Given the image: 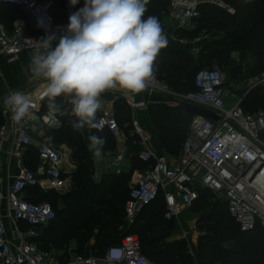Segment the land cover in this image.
<instances>
[{
    "label": "built area",
    "instance_id": "2783aa9c",
    "mask_svg": "<svg viewBox=\"0 0 264 264\" xmlns=\"http://www.w3.org/2000/svg\"><path fill=\"white\" fill-rule=\"evenodd\" d=\"M168 1L166 18L175 25L174 32L177 29L193 30L199 17V7L203 4L217 6L230 15L235 13L234 8L220 0ZM0 2L23 10L31 27L41 35V38H36L20 25L8 31L0 23V58H5L8 63L15 62L22 53L33 54L38 50L40 40L48 36L56 37L52 41L55 48L67 30L69 16L77 11L70 0H61L63 19L58 21L54 16L52 0ZM209 40L206 33L192 40L173 36V41L181 47L202 45ZM47 83L45 78L39 77L33 89L18 91L28 95L34 105L30 115L20 124L12 121V114L4 103L0 109L4 119L0 126V141L7 135L11 137L7 157L14 158L13 166L17 170L13 175L9 170L5 175L0 171V264H155L142 254L140 242L134 234L122 237L119 244L108 247L98 256L68 254L64 257L63 253L39 248V231L54 220L55 212L47 201H28L26 190L38 188L42 192H60L71 187L70 178L64 171L66 152L56 149L48 141H41L35 147L37 162L34 170L28 168L24 160L27 148L33 146L30 116L38 115L47 99L44 96ZM245 83L239 99L227 108L223 75L217 67L199 69L193 79L194 89L185 93L174 91L166 82L153 76L143 93L164 96L174 106L190 104L206 109L217 118L212 121L192 116L186 139L173 159L155 154L147 147L148 139L134 116L147 104L136 100L133 93L125 92L121 98L132 112L131 126L143 148L139 158L152 161L145 171H134L132 174L124 206L128 225L133 224L138 213L159 195L165 204L164 218L177 220L198 200L199 190H203L209 192L215 201L226 204L230 217L241 232L256 229L264 232V107L254 113L244 112L241 108L243 97L256 88H264V73ZM61 98L64 101L66 97ZM118 99L120 97H114V101ZM112 105L113 101L101 110L97 120H103V130H109L118 138L120 130L113 109H110ZM39 118L44 126L52 130L61 126L57 110L48 108ZM124 159L123 154H116L111 160L109 165L115 174L121 172ZM3 220L8 222L9 228ZM112 248L122 250L119 261L109 258Z\"/></svg>",
    "mask_w": 264,
    "mask_h": 264
},
{
    "label": "trees",
    "instance_id": "16d2710c",
    "mask_svg": "<svg viewBox=\"0 0 264 264\" xmlns=\"http://www.w3.org/2000/svg\"><path fill=\"white\" fill-rule=\"evenodd\" d=\"M52 1L55 19L60 21L63 19L61 0ZM220 1L234 8L235 13L230 15L217 6L203 4L199 7L196 27L193 30L177 29L175 35L192 40L202 33L218 32L222 35L221 38L203 43L196 58L185 50L171 46L162 49L154 62L153 76L166 82L176 92L193 90V79L199 69H225L235 52L240 60L233 70L235 76L241 73L244 59L248 56L255 57L256 64L246 76L256 74V77L264 73V0ZM84 3L85 0H79L76 4L77 11L84 7ZM168 7V0H148L144 18L156 16L162 25V18L166 16ZM17 9L19 8L0 2V23L8 31L12 30V26L6 24L4 19L11 23V20L22 15ZM27 30L36 38H41L33 28L29 27ZM56 102L60 106L58 119L61 126L57 130L46 126L43 129L51 143H62L70 149L74 172L68 174V177L76 190L64 197L66 211L57 210L56 192H42L38 188L26 190L28 201H47L55 212L54 220L39 231L37 243L40 249L60 252L67 257L68 246L75 243L77 255H82L89 247L93 252L97 249L99 253L94 256H98L108 247L119 244L122 237L134 234L138 237L142 254L155 264H264V232L259 229L241 232L230 217L226 204L219 201L210 203L209 199L213 197L207 191L199 190L198 200L179 217L185 212L202 213L199 224L205 234L200 237L194 249V257L187 252L184 241H168L177 233L178 226L175 220L164 218L165 204L161 195L138 213L133 224L128 225L123 221V216L125 219L124 206L129 192L127 183L130 175L134 171H145L152 164V161H142L139 158L142 147L131 126L132 112L122 98L115 101L113 113L120 133L125 138L129 170L119 174L104 173L101 180L95 183L89 137L97 135L106 138L101 153L115 151L116 138L107 129L97 131L89 128L86 140L82 129L77 131L72 127L76 117L69 114V105L64 104L61 97L56 98ZM263 107L264 88H256L243 97L241 102L242 110L247 113H254ZM48 108L47 98L42 103L39 115ZM147 109L159 134L162 150L177 156L186 139L192 115L183 105L153 103ZM98 116L99 111L97 118ZM2 122L0 115V126ZM24 160L28 168L35 169V147L27 148ZM107 197H112L108 204L105 202ZM118 207L122 210L121 213ZM120 226L122 230L118 229ZM93 237L95 241L90 245Z\"/></svg>",
    "mask_w": 264,
    "mask_h": 264
},
{
    "label": "clouds",
    "instance_id": "9594fccd",
    "mask_svg": "<svg viewBox=\"0 0 264 264\" xmlns=\"http://www.w3.org/2000/svg\"><path fill=\"white\" fill-rule=\"evenodd\" d=\"M79 0H70L75 6ZM148 0H85L84 7L69 16L65 34L55 48V36L42 38L29 65L35 77L47 80L44 96L50 110H59L56 98L72 105L74 130L87 126L102 131L97 120L101 95L110 89L139 93L153 79V65L168 40L156 16L144 18ZM42 49L43 51H40ZM11 119L20 124L34 107L32 99L13 92L4 100ZM90 148L99 157L106 144L91 135ZM122 250L112 248L109 258L119 261Z\"/></svg>",
    "mask_w": 264,
    "mask_h": 264
},
{
    "label": "crops",
    "instance_id": "0c3cea01",
    "mask_svg": "<svg viewBox=\"0 0 264 264\" xmlns=\"http://www.w3.org/2000/svg\"><path fill=\"white\" fill-rule=\"evenodd\" d=\"M17 10L20 13H22L23 17H22V15H20L19 17L11 20V23H10V21H8L5 18L4 20L7 22L6 24H10V26H12V28L14 26H18V25L24 26L26 29L31 27L29 20H28L26 14L23 12V10H21V9H17ZM166 21H167L166 25H168V28L169 27L173 28V29H170L169 31L164 32V34L166 35L167 40H168L167 47H171L172 43L173 42L175 43V41H173V36L175 35L174 34L175 33L174 32L175 25L170 23L169 20H167V19H166ZM172 31H173V33H172ZM200 47H201V45H195V46L189 45V46L181 47V48H183L185 51L190 53L193 56V58H196ZM31 56H32V54L22 53L18 56V59L13 63H8V62H6L5 58H0V109L4 103L5 98L7 96H9L10 92L22 91V89L27 88L30 84H32V82L33 83L36 82L35 80L37 78H39V77H36L32 81L30 80L31 76L34 77V75L31 73L30 68H29V65L31 62ZM125 92H126V90H122L119 88L110 89V90L104 92L100 97L101 108L98 110L99 113L101 112V110H103L105 107H107V105L110 104L112 101H113V105L110 109H113L114 103L116 101V100L114 101V97H120L121 98L125 94ZM133 95H134L136 100L144 101L147 104V107L153 103H160V104H164V105L174 106L170 103V101L167 98H165L164 96H161V95H159L161 97H159V96L155 97L154 95H147V94L143 93L142 91L139 93H133ZM62 101H63V99H62ZM63 103L69 105V107H70V113L69 114L71 116H74L71 113L72 105L70 103H68L67 98L64 99ZM147 107L137 110V111H139L138 113H140L139 119H137L135 116V113L137 111L134 113V116L137 119L139 126L142 128V130L145 133V136L148 139L147 147L150 150L155 149L152 147L151 142H150V139L152 138L157 143L156 147H158V148L156 150H158L160 152L159 154H162V147L159 143V134L156 131L154 125L152 124V122L150 120ZM58 113H59V110L57 111V114ZM0 115H1V111H0ZM39 116H40L39 114L37 116L36 115L30 116L31 122H32V120L34 121L36 119L38 120V122L39 121L41 122ZM1 118L3 119L2 116H1ZM3 122H4V119H3ZM3 122H2V124H3ZM40 122H39V124H40ZM39 126L41 128V131L37 132V133H39L40 135L36 137V127H33L31 125V136L33 139V147H36V145L39 144L41 141H48L47 140L48 138L45 137V134H44V129H43L44 125L41 123ZM83 130L85 131V133L89 132L88 131L89 128L87 126H85L83 128ZM42 138H46V139H42ZM10 139H11V137L9 135H7L5 138H3V140L0 141V171L3 175H5L6 171L8 172V170L10 171V174H12V175L16 174V171H17L15 169V167L13 166L14 158L12 157L10 159L7 157V150H8V146L10 143ZM116 141H117L116 149L113 152L101 153V155L99 157L95 156L92 152V158L94 160V165H95L97 173H99V174H96L97 176L95 175V178H97L98 181L101 180L104 173L115 174V172H113L111 170V167L109 164L116 154H123L125 156V159L123 160V162L120 166V171L126 172L130 168L129 161L126 158V146H125L124 135L122 133H120V136L118 138H116ZM50 144L53 145L51 142H50ZM55 148H56V146H55ZM68 152H69V150L66 152V155H67L66 166L74 169V166L70 164L71 159H70V153L68 154ZM109 155H113V157L109 158ZM126 166L128 167L127 168L128 170H124V169H126L125 168ZM8 167H9V169H7ZM64 171H66L65 168H64Z\"/></svg>",
    "mask_w": 264,
    "mask_h": 264
},
{
    "label": "rangeland",
    "instance_id": "374dc122",
    "mask_svg": "<svg viewBox=\"0 0 264 264\" xmlns=\"http://www.w3.org/2000/svg\"><path fill=\"white\" fill-rule=\"evenodd\" d=\"M166 16L164 15L163 18H162V28H163V31H169L170 29H173V28H168V25H166ZM27 23V22H26ZM175 29V27H174ZM173 33V31H172ZM209 35V41L211 40H214V39H218V38H221V34H219L218 32L215 33V32H212ZM207 41V42H209ZM203 45V44H202ZM172 46H176L182 50H184L183 48H181V46H179L177 43H172ZM240 60L238 58V54L237 52L233 53L230 57V61L227 63V66L225 67V69L222 70V75H223V83H224V93H226V98H225V106L228 108L229 106H231L236 100L239 99V97L241 96V94L243 93V88L245 86V82H247L250 78H253L255 77L256 74H253L249 77L246 76V73L249 71H251V68L256 64V58L253 57V56H248L244 59V64L242 65V68H241V73L238 74V76H235L234 75V68L239 64ZM246 77V78H245ZM34 78H36L35 76H31L30 77V80L32 81ZM36 82H32V84H30L27 88L25 89H22L23 90H26V89H33L34 86L36 85V83L38 82V78L35 80ZM232 95H236L234 97H232ZM239 95V96H238ZM155 97H158L159 95H154ZM161 97V96H159ZM232 97V98H231ZM139 111H137L135 113V116L137 119L140 118V113H138ZM37 116V114H36ZM136 119V120H137ZM40 122V121H39ZM38 120H32L31 122V125L33 127H36V137L39 136L40 134L37 133V132H40L41 131V128H40V124H39ZM89 131V130H88ZM87 131V132H88ZM82 133L84 135V138L87 140L88 139V133H85V131L83 130L82 128ZM46 134V133H44ZM47 135V134H46ZM45 135V137H47ZM42 139H46V138H42ZM49 142H51V140L47 139ZM150 142H151V145L153 148H155L154 150H151L153 151L155 154H159L160 152L158 150H156L158 147L157 146V143L156 141H154V139H150ZM52 144L54 145H57L56 146V149L62 151V152H68L71 153L70 149L67 148V146L65 144H62V143H59V144H56V143H53ZM116 144H117V141H116ZM54 145V147H55ZM89 150L91 152H93V150L89 147ZM94 154V152H93ZM162 154H164L166 157L168 158H171L173 159L174 157H176V155H170L168 153H165L163 150H162ZM114 155V154H113ZM113 155H109V158L113 157ZM93 163H94V160H93ZM71 165H73L72 162H70ZM127 164V163H126ZM126 169L124 170H128L127 166L125 167ZM65 172L67 173V176L68 174L70 175L71 173L74 172V169L68 167L65 165ZM96 174H99L97 173L96 171V168H95V165L93 167V180L95 183H98V179L95 178V175ZM133 174V173H132ZM132 174L130 175V180L128 181L127 183V188L129 190V187H130V184H131V179H132ZM97 176V175H96ZM71 181V179H70ZM76 190V188L74 187V184L72 185V181H71V187L68 189V190H64V191H60V192H56V195L58 198H56L55 200V203H56V208L57 210H60V211H66L67 210V205H66V200L64 199V197L68 194V193H71V192H74ZM112 197H107L106 199V204L109 203V201L111 200ZM210 203H214L215 200H213L212 198L209 199ZM124 206V205H123ZM123 206H122V210H123ZM119 209V207H118ZM120 213H121V211ZM69 212V211H68ZM67 212V213H68ZM4 210H2V215H4ZM202 213H194V212H185L181 218H178L177 220H175V223L177 224L178 226V231L177 233H175L173 236H171L168 241H184L185 244H186V250L187 252L192 256L194 257V249L197 247V244H198V241L200 239V237H202L205 232L203 231V229L201 228L200 224H199V218L201 217ZM6 227L9 228V224L6 220H3ZM123 221H125L124 219V216H123ZM119 230H122V226L118 227ZM94 237L91 239V242H90V245H93L94 243ZM68 254H76V246H75V243H70V245L68 246ZM98 250L96 249L94 252L91 251L88 247V249L86 248L84 253L80 256H94L96 254H98ZM77 255V254H76Z\"/></svg>",
    "mask_w": 264,
    "mask_h": 264
},
{
    "label": "water",
    "instance_id": "95a60500",
    "mask_svg": "<svg viewBox=\"0 0 264 264\" xmlns=\"http://www.w3.org/2000/svg\"><path fill=\"white\" fill-rule=\"evenodd\" d=\"M184 109L192 116L203 117V118H206V119L212 120V121L217 120L216 116L206 109H203V108H200L197 106H193L190 104H186L184 106ZM259 169H260V167L255 170L253 176L259 171Z\"/></svg>",
    "mask_w": 264,
    "mask_h": 264
}]
</instances>
